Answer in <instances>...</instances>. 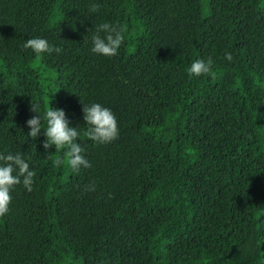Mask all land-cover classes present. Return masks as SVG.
<instances>
[{
  "label": "trees",
  "instance_id": "16d2710c",
  "mask_svg": "<svg viewBox=\"0 0 264 264\" xmlns=\"http://www.w3.org/2000/svg\"><path fill=\"white\" fill-rule=\"evenodd\" d=\"M103 22L124 32L110 57L90 51ZM33 36L61 51L23 48ZM197 58L210 70L189 76ZM49 101L89 167L54 165L64 149L27 134ZM90 102L115 114L112 141L85 134ZM9 152L34 176L10 189L0 264H264V0H0Z\"/></svg>",
  "mask_w": 264,
  "mask_h": 264
},
{
  "label": "clouds",
  "instance_id": "9594fccd",
  "mask_svg": "<svg viewBox=\"0 0 264 264\" xmlns=\"http://www.w3.org/2000/svg\"><path fill=\"white\" fill-rule=\"evenodd\" d=\"M98 5L92 4L91 11H95ZM93 32L90 36L92 53L102 56L115 55L123 40L124 32L119 24L103 22L93 25ZM88 33V32H87ZM25 49H31L36 55L61 51L59 46L53 48L49 41L42 36L27 38L23 45ZM224 58L231 60L230 52H225ZM211 60L194 59L186 68L189 76H200L208 73ZM30 111L33 113L26 121L28 135L38 137L43 129L44 139L41 142L43 149L48 151L54 147L55 151L64 149L62 157L53 160L54 165L66 164L72 171L90 166L89 160L83 154V148L76 142L78 127L70 123L69 117L63 108L53 107L50 101L45 110L38 111V105L30 104ZM82 119L87 125L85 134L98 143L110 142L118 135L117 119L113 111L99 102L83 103ZM45 122V126L42 125ZM33 171L29 168L28 162L20 153H0V215L9 210L11 201L10 189L17 183H22L26 190L30 191L33 183Z\"/></svg>",
  "mask_w": 264,
  "mask_h": 264
}]
</instances>
